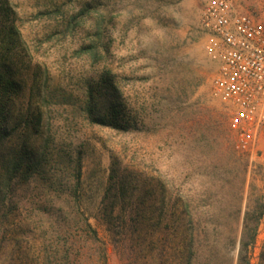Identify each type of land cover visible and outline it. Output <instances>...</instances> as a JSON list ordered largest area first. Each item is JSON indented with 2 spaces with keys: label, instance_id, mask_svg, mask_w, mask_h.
<instances>
[{
  "label": "rangeland",
  "instance_id": "1",
  "mask_svg": "<svg viewBox=\"0 0 264 264\" xmlns=\"http://www.w3.org/2000/svg\"><path fill=\"white\" fill-rule=\"evenodd\" d=\"M205 1L0 0V54L15 14L27 45L21 50L25 65L31 70L41 61L52 84L81 85L104 70L113 75L125 127L78 122L74 133L83 141L88 211L100 201L113 154L134 185L153 187L156 204L177 199L193 206V214L219 222L221 236L233 238L220 254L224 264L237 262L244 222L254 227L248 264H264V126L245 148L238 145L229 124L232 108L213 89L215 64L203 48ZM233 1L264 20V0ZM69 16H75L73 28L64 37L56 34ZM99 24L107 51L93 65L77 51ZM28 87L29 81L25 98ZM107 261L122 264L111 246Z\"/></svg>",
  "mask_w": 264,
  "mask_h": 264
},
{
  "label": "trees",
  "instance_id": "2",
  "mask_svg": "<svg viewBox=\"0 0 264 264\" xmlns=\"http://www.w3.org/2000/svg\"><path fill=\"white\" fill-rule=\"evenodd\" d=\"M13 18L0 54V264H108L109 246L122 264H224L220 254L233 238L221 236L219 222L177 199L156 204L153 187L134 185L113 154L100 201L88 211L76 124L124 128L119 87L108 70L69 86L52 84L41 61L28 69ZM74 18L55 33L64 37ZM103 30L95 25L77 51L90 64L107 51ZM243 229L236 264H248L254 238V227Z\"/></svg>",
  "mask_w": 264,
  "mask_h": 264
},
{
  "label": "built area",
  "instance_id": "3",
  "mask_svg": "<svg viewBox=\"0 0 264 264\" xmlns=\"http://www.w3.org/2000/svg\"><path fill=\"white\" fill-rule=\"evenodd\" d=\"M200 28L215 64L213 89L232 108L229 124L245 148L264 126V20L233 0H206Z\"/></svg>",
  "mask_w": 264,
  "mask_h": 264
}]
</instances>
